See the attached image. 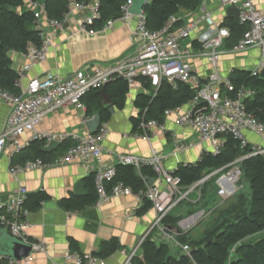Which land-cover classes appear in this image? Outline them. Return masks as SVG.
I'll return each mask as SVG.
<instances>
[{
    "label": "built area",
    "instance_id": "obj_1",
    "mask_svg": "<svg viewBox=\"0 0 264 264\" xmlns=\"http://www.w3.org/2000/svg\"><path fill=\"white\" fill-rule=\"evenodd\" d=\"M224 7L234 6L238 8L237 21L249 25V29L233 47L235 52H242L250 47H257L261 53V61L252 70L253 75L264 72V12L257 8L259 0H217ZM149 0L147 1V3ZM133 0H127L121 7L122 15L115 20H108L101 28L111 29L117 21L128 22L134 14L130 12ZM31 6L38 19V27L41 29L43 41L37 46H30L24 54L30 63L18 72V85L21 87L19 93L0 87V100L11 106V112L7 119L5 129L0 134V158L7 147L19 153L26 145L20 141L21 135L26 131L34 132L33 140H44L48 144L52 140L64 142L71 140L72 145L62 155L51 161L41 158L28 160L23 163H13L10 172L17 176L27 169L46 168L55 165H65L73 162H87L91 159L101 161L103 155V140L108 133V123H101L95 133L88 132L84 135L77 133H53L38 132L45 116L58 109L75 106L85 108L83 97L92 89H102L109 82L122 77L130 89L142 88L141 77L148 78L150 85L156 89L163 80L174 83L184 81L196 91L193 99V108L179 118V123L195 129L202 141L211 143L213 153L221 149L223 139L227 134H233L243 146L249 144L245 134L250 130L261 137L264 141V123L249 112L245 106V98L254 94L253 90L244 87L236 88L229 78H224L217 70L223 45L231 35L230 28L215 20L209 11H201L188 18L174 15L170 17L162 29H151L147 25L144 9L136 15V28L134 38L136 51L115 62L104 66H93L91 69H79L73 76L61 78L56 74L49 73L43 77H35L22 87L21 79L26 72L38 60L44 59L51 39L41 28L40 20L46 19L49 26L55 29H63L70 20L74 11H87L88 13L80 19L79 27L82 30L89 29L98 18H100L99 1L85 4L71 0L69 12L62 19L48 18L45 7L40 2H31ZM182 23L179 25V23ZM192 40L197 46H186L184 41ZM194 56L207 58L213 66L212 72L207 77H202L193 68L191 59ZM201 104V108H197ZM181 107L166 111V116L172 112L179 111ZM152 127L164 129V125L157 121H145L142 119L137 135L148 138ZM185 144H179L178 149H184ZM252 154L264 155V146L253 145ZM210 173L211 177L218 174V194L221 198L231 196L236 184L242 176L239 161ZM119 163L132 165L140 170L143 166H150L156 177L145 180L146 189L141 193H134L132 188L123 182L114 184L110 190L108 184L116 176L115 165H104L101 163L96 168L95 185L98 198L97 205H101L113 196L136 194L140 198L148 199L156 212V219L148 233L141 239V244L150 235L154 227H159L167 238L172 236L167 233L168 228L163 224L164 218L171 213L200 184L208 178L199 180L189 187L181 185V178L167 170L163 164L162 157L154 153L151 157H142L131 154H119ZM28 190L20 186L12 195L10 200L0 207V227L6 228L9 233L26 243H31L36 252L44 251L43 241L32 242L29 229L31 222L28 217L30 210L25 206L28 199ZM183 250L190 255L191 247L184 245ZM133 255L127 258L128 264ZM67 258H74L75 264H106L105 258L97 255L81 256L76 253L67 254ZM19 260L4 258L0 255V264H19ZM26 262V261H25Z\"/></svg>",
    "mask_w": 264,
    "mask_h": 264
},
{
    "label": "crops",
    "instance_id": "obj_2",
    "mask_svg": "<svg viewBox=\"0 0 264 264\" xmlns=\"http://www.w3.org/2000/svg\"><path fill=\"white\" fill-rule=\"evenodd\" d=\"M227 8L217 0H203L197 10H183L179 16L188 18L201 11H209L217 22L224 24L227 19L231 20L227 16ZM257 8L264 12V0L258 1ZM87 13L74 11L63 29L49 26L44 17L40 20L41 28L49 35L51 44L45 58L35 62L21 79L22 87L35 77H43L49 73L61 78L71 77L79 69L89 70L93 66H104L136 51L135 14L128 22L117 21L111 29L91 31L79 27L80 19ZM192 40L194 39L184 41L183 44L196 47L197 43ZM222 49L217 70L224 78L234 79L236 70L252 71L261 61V53L257 47L235 52L224 43ZM9 55L17 72L30 63L24 53L12 51ZM191 64L202 77H207L213 70L212 64L204 57L194 56ZM142 91V88L131 89L124 108H114L112 118L107 122L109 129L102 143L101 161L91 159L82 163L27 169L14 176L10 172L11 165L21 163V151L17 153L10 147L5 149L0 158V207L10 200L20 186L26 187L29 193L30 240L43 241L45 244L44 251L36 252L32 249L28 256L18 259L19 264H75L74 258H67V254L71 253L81 256L97 253L105 258L106 264H126L130 256L142 255L141 239L156 219L155 210L144 198L136 194L113 196L101 205L94 203L80 210H68L62 205L64 199L83 198L93 191L90 176L101 163L118 164L119 154L151 157L158 153L165 168L172 171L182 163L199 161L204 152L212 150L211 143L202 141L195 129L179 123L180 116L192 110V102L166 116L163 130L152 127L148 138L137 135L132 117L139 113L134 100ZM10 112L11 106L0 100V134L5 129ZM95 116L86 115V106H69L45 116L37 131L84 135L95 127ZM245 134L252 145L264 146V141L256 133L247 130ZM33 136L34 132L26 131L21 135L20 141L27 146ZM179 144H185L186 147L178 149ZM52 153L58 157L65 151L62 152V148L58 147ZM79 181L84 184L82 194H76ZM205 194L207 202L205 200L197 203L196 198H191L192 202L180 204L174 209V216L178 217L179 221L177 227L167 230L171 238H167L157 226L151 230L150 238L157 244L168 243L170 253L174 256L184 254L183 246L188 244L181 243L179 237L186 235L193 239L201 238L214 221L227 211L228 206L236 201L232 199L226 204L219 202L218 205H225L215 210L218 205L212 203L213 196L221 199L219 194H216V188L209 187ZM39 196L43 198L38 207L33 208ZM213 205L215 207H212ZM9 240H14L9 231L0 227V255L5 259L13 257ZM112 241L117 242V249L105 253L108 243ZM128 264H132V259Z\"/></svg>",
    "mask_w": 264,
    "mask_h": 264
},
{
    "label": "trees",
    "instance_id": "obj_3",
    "mask_svg": "<svg viewBox=\"0 0 264 264\" xmlns=\"http://www.w3.org/2000/svg\"><path fill=\"white\" fill-rule=\"evenodd\" d=\"M85 4L95 0H76ZM100 18L89 29L99 30L108 20L121 17L122 5L127 0H98ZM203 0H149L145 5L147 25L151 29H162L170 17L179 16L183 10H197ZM31 2H40L45 7L48 18L62 19L69 12L71 0H0V87L19 93V74L13 67L10 52H27L31 45L39 47L43 36L38 27V19L31 6ZM182 21L179 23V25ZM230 28L231 35L225 43L228 47H234L249 29V25H241L238 21L227 19L223 24ZM236 77L231 81L236 88L244 87L254 91V94L245 98L247 110L264 123V72L253 75L249 70H236ZM146 91L137 94L134 105L139 113L132 117L134 131L140 132L139 125L145 121L154 120L164 125L166 111L183 107L195 98L196 91L184 81L174 83L163 80L158 89L150 85L148 78H139ZM127 81L119 77L107 84L106 95L101 89L90 90L82 99L86 106V115L98 114L101 123L108 122L112 118V108L123 109L130 91ZM105 100H107L105 102ZM201 104H197V108ZM72 141H64L59 148L66 151ZM46 142L44 140H32L20 153V162L41 158L51 161L56 158L54 153L43 151ZM253 145L246 146L233 134L225 135L221 149L218 153L204 152L200 160L194 163H182L173 174L181 178V185L189 187L205 176L221 169L228 164L239 161L242 169L241 178L249 183L250 193L244 196L237 194V199L231 203L226 212L214 221L203 236L199 239L181 235L179 240L191 247L190 255L179 257L170 253L169 244L156 241L148 236L141 244L142 255H135L132 264H264V155L252 154ZM116 176L108 184V189L123 182L130 186L134 193H141L146 189L145 180L154 179L156 174L152 167L146 165L140 170L132 165L118 163ZM218 174L206 181L202 187V193L206 196L209 187L216 188ZM93 183V191L83 198H67L62 205L68 210H80L87 205L96 203L98 194L95 185V174L90 176ZM215 183V184H214ZM43 196H39L34 203L38 207ZM148 205L151 202L144 198ZM204 198L201 200L203 201ZM29 196L26 201L28 209ZM183 204V203H181ZM178 217L174 216V210L163 221L167 228L177 227ZM117 249V242L108 243L105 253H111ZM94 255L101 256L95 253Z\"/></svg>",
    "mask_w": 264,
    "mask_h": 264
},
{
    "label": "water",
    "instance_id": "obj_4",
    "mask_svg": "<svg viewBox=\"0 0 264 264\" xmlns=\"http://www.w3.org/2000/svg\"><path fill=\"white\" fill-rule=\"evenodd\" d=\"M147 1L148 0H133V5L130 9V12L135 15L140 14L142 10L144 9L145 5L147 4ZM226 13L229 18L237 21L238 14H239L238 8L234 6L228 7L226 10ZM106 88H107V84L101 89V93L103 95H106ZM113 111H114V108H112V112ZM93 124L95 125V127L92 130H90L91 133L97 132L99 129V126L101 125L100 117L98 114H96L95 119L93 120ZM60 145H61V142L52 140L48 143V145L45 148H43V151L47 153H52ZM83 186L84 184L82 181H79L77 183L76 194L84 193ZM11 237L14 239V240H9L10 245H11L10 247L13 250V257H12L13 259L20 260L23 257L28 256L32 252L33 246L31 243H26L23 240L13 235H11Z\"/></svg>",
    "mask_w": 264,
    "mask_h": 264
},
{
    "label": "rangeland",
    "instance_id": "obj_5",
    "mask_svg": "<svg viewBox=\"0 0 264 264\" xmlns=\"http://www.w3.org/2000/svg\"><path fill=\"white\" fill-rule=\"evenodd\" d=\"M208 177V178H207ZM218 177H219V175L217 176V179H218ZM204 178H207L206 180H205V182L206 181H208V180H210L211 178H212V176L211 177H209L208 175L207 176H205ZM203 178V179H204ZM217 179H215L216 180V184H218L217 183ZM202 180V179H201ZM198 182V181H197ZM204 182V183H205ZM204 183H202V184H200L198 187H196L194 190H193V192H191L190 193V195H189V198L187 199V200H185V201H183L182 203H188V202H192L191 201V198H196L197 200V203H199L203 198H204V200L203 201H205L206 199H207V197L205 196L204 197V195H203V193H202V187H203V184ZM215 184V183H214ZM238 193H241V194H243L245 197L246 196H248V194H249V186H248V182L246 181V179L245 178H240L239 179V182L236 184V189H235V191H234V193L231 195V196H228V197H226L225 199L224 198H217L216 197V195H214L213 196V204L215 205H218L219 204V202L221 203V202H223V203H225L226 204V202L227 201H230V200H235V199H237V194ZM216 198V199H215ZM202 201V202H203ZM206 202H207V200H206ZM225 204H221V205H218L217 207H215L214 205L212 206V207H215V210L216 209H219V207L220 206H223V205H225Z\"/></svg>",
    "mask_w": 264,
    "mask_h": 264
}]
</instances>
